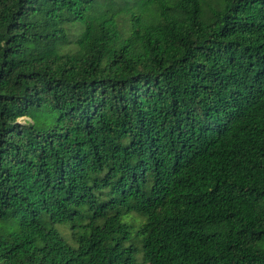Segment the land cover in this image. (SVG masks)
Returning <instances> with one entry per match:
<instances>
[{"label":"trees","instance_id":"trees-1","mask_svg":"<svg viewBox=\"0 0 264 264\" xmlns=\"http://www.w3.org/2000/svg\"><path fill=\"white\" fill-rule=\"evenodd\" d=\"M0 264H264V0H0Z\"/></svg>","mask_w":264,"mask_h":264},{"label":"rangeland","instance_id":"rangeland-1","mask_svg":"<svg viewBox=\"0 0 264 264\" xmlns=\"http://www.w3.org/2000/svg\"><path fill=\"white\" fill-rule=\"evenodd\" d=\"M21 121H23V120H21ZM62 231H63V229H62ZM63 235L67 236V231H63Z\"/></svg>","mask_w":264,"mask_h":264}]
</instances>
